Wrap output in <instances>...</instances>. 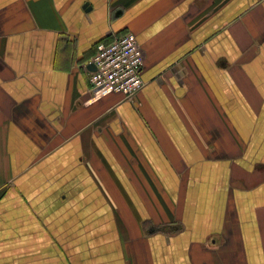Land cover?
<instances>
[{
	"label": "crops",
	"instance_id": "obj_1",
	"mask_svg": "<svg viewBox=\"0 0 264 264\" xmlns=\"http://www.w3.org/2000/svg\"><path fill=\"white\" fill-rule=\"evenodd\" d=\"M0 264H264V0H0Z\"/></svg>",
	"mask_w": 264,
	"mask_h": 264
},
{
	"label": "built area",
	"instance_id": "obj_2",
	"mask_svg": "<svg viewBox=\"0 0 264 264\" xmlns=\"http://www.w3.org/2000/svg\"><path fill=\"white\" fill-rule=\"evenodd\" d=\"M89 70L91 101L112 94L130 102L144 88L141 79L143 54L136 37L126 33L96 47L95 55L84 66Z\"/></svg>",
	"mask_w": 264,
	"mask_h": 264
}]
</instances>
